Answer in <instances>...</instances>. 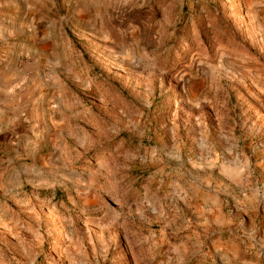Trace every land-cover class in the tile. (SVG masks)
Here are the masks:
<instances>
[{
	"label": "rangeland",
	"instance_id": "rangeland-1",
	"mask_svg": "<svg viewBox=\"0 0 264 264\" xmlns=\"http://www.w3.org/2000/svg\"><path fill=\"white\" fill-rule=\"evenodd\" d=\"M0 264H264V0H0Z\"/></svg>",
	"mask_w": 264,
	"mask_h": 264
}]
</instances>
